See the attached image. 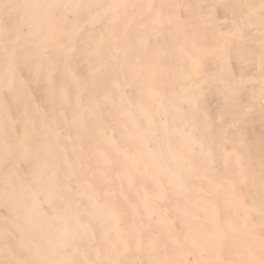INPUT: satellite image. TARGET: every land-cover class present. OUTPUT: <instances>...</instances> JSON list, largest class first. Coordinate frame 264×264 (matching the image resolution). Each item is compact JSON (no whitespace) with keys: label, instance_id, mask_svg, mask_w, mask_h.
<instances>
[{"label":"bare ground","instance_id":"6f19581e","mask_svg":"<svg viewBox=\"0 0 264 264\" xmlns=\"http://www.w3.org/2000/svg\"><path fill=\"white\" fill-rule=\"evenodd\" d=\"M0 264H264V0H0Z\"/></svg>","mask_w":264,"mask_h":264}]
</instances>
